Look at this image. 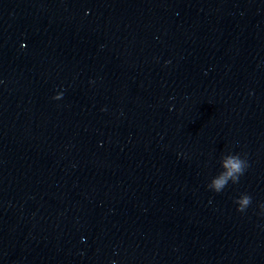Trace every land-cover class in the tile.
Segmentation results:
<instances>
[{
  "label": "clouds",
  "instance_id": "clouds-1",
  "mask_svg": "<svg viewBox=\"0 0 264 264\" xmlns=\"http://www.w3.org/2000/svg\"><path fill=\"white\" fill-rule=\"evenodd\" d=\"M24 45H22L23 47ZM62 94H58L53 99H61ZM220 166L222 171L213 177L207 187L215 193L222 192L231 182L237 184L240 181V177L244 175L245 171L249 167L246 158H242L239 154H226L221 157ZM238 212H245L252 204V197L247 193H242L235 200ZM260 208L264 210V204L260 205Z\"/></svg>",
  "mask_w": 264,
  "mask_h": 264
}]
</instances>
